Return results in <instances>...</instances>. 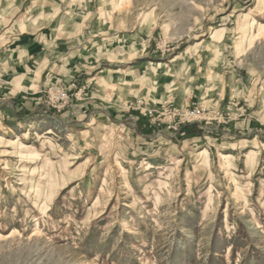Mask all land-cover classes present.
Masks as SVG:
<instances>
[{
	"label": "rangeland",
	"instance_id": "obj_1",
	"mask_svg": "<svg viewBox=\"0 0 264 264\" xmlns=\"http://www.w3.org/2000/svg\"><path fill=\"white\" fill-rule=\"evenodd\" d=\"M47 6L80 40L79 74L43 88L38 112L0 115V264H264V130L246 121L264 124L252 113L264 111V0ZM100 71L125 89L147 76L176 104L110 93L107 115L85 108ZM57 86L69 95L61 108L49 104ZM198 106L199 123L159 117Z\"/></svg>",
	"mask_w": 264,
	"mask_h": 264
},
{
	"label": "crops",
	"instance_id": "obj_2",
	"mask_svg": "<svg viewBox=\"0 0 264 264\" xmlns=\"http://www.w3.org/2000/svg\"><path fill=\"white\" fill-rule=\"evenodd\" d=\"M48 3L50 0H0V115L8 111L13 115L23 114L30 109L31 113L38 112L42 107L37 94L43 88L58 84L66 85L67 81L79 74L73 68L72 60L75 57L81 58V51L74 47L80 45V40L71 34L70 29H60V24L65 22L60 21L57 25L54 14L48 10ZM73 51L77 52L72 53ZM142 64L129 66V72L145 68L141 67ZM148 78L144 76L137 79L133 84L137 88H132L129 83L131 89H125L120 85L118 75L100 71L88 79L91 91L82 103L83 107L102 106L104 109L97 110L101 109L103 114L107 115L105 109L109 107L104 104V98L109 97L110 93L115 94L112 101L117 104L138 98H144L156 106L172 104L170 102L175 100L172 93L156 95L146 88L150 82ZM252 89L251 92L256 94V86ZM249 96L251 95L246 94L243 98L249 100L245 102L247 106H253L254 101H251ZM90 100H101L103 103ZM175 102L179 104V101ZM226 107L214 111L221 113ZM252 113L261 117L264 111L258 106ZM246 121L249 124L253 123L248 127L264 130V124L258 125L257 122ZM241 124L243 123L236 125Z\"/></svg>",
	"mask_w": 264,
	"mask_h": 264
},
{
	"label": "built area",
	"instance_id": "obj_3",
	"mask_svg": "<svg viewBox=\"0 0 264 264\" xmlns=\"http://www.w3.org/2000/svg\"><path fill=\"white\" fill-rule=\"evenodd\" d=\"M50 96L49 98V104L54 108H61L69 101V95L68 93L60 86L54 87L50 89V92L48 93ZM144 106V102L139 100L136 103H131L130 108L132 109H140ZM169 116L171 118H178L180 120L177 124H186V123H199L198 121H202L205 118V115H207L204 108L196 107L192 110H174L172 113L165 109L162 111V113L159 115L161 116ZM172 115V116H171Z\"/></svg>",
	"mask_w": 264,
	"mask_h": 264
},
{
	"label": "bare ground",
	"instance_id": "obj_4",
	"mask_svg": "<svg viewBox=\"0 0 264 264\" xmlns=\"http://www.w3.org/2000/svg\"><path fill=\"white\" fill-rule=\"evenodd\" d=\"M264 26V24H260V28H262ZM9 127V126H8ZM14 133L12 128H6L5 132H4V136H8L10 134ZM15 134V133H14ZM254 153V150L252 148H249L248 150H246V152L243 154V157H249L250 155H252ZM154 168V165L152 164H140L139 166H137V172H142V171H146V170H150ZM151 185V184H150ZM93 187V186H92Z\"/></svg>",
	"mask_w": 264,
	"mask_h": 264
},
{
	"label": "trees",
	"instance_id": "obj_5",
	"mask_svg": "<svg viewBox=\"0 0 264 264\" xmlns=\"http://www.w3.org/2000/svg\"><path fill=\"white\" fill-rule=\"evenodd\" d=\"M182 133H188L189 135L193 133V127L192 126H183L182 127Z\"/></svg>",
	"mask_w": 264,
	"mask_h": 264
}]
</instances>
